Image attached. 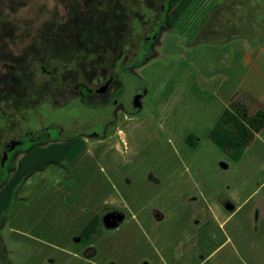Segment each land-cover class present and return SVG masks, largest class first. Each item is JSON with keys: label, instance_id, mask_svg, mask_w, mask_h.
<instances>
[{"label": "rangeland", "instance_id": "374dc122", "mask_svg": "<svg viewBox=\"0 0 264 264\" xmlns=\"http://www.w3.org/2000/svg\"><path fill=\"white\" fill-rule=\"evenodd\" d=\"M170 1L0 0V142L53 122L103 119L49 100L42 68L91 78L120 60L134 64ZM253 42L264 47V0L218 1L194 38L158 25L131 68L148 85L141 112L121 114L105 142L81 139L64 161L67 180L52 169L19 193L0 227V264H162L163 244L171 250L179 234L209 229L204 222L220 206L210 197L229 159L208 133L235 97L251 112L260 106L245 91L250 82L237 88L226 70L239 53L249 61L264 52ZM26 152L8 153L0 190ZM113 210L126 219L107 230L102 217ZM97 218L102 225L82 239Z\"/></svg>", "mask_w": 264, "mask_h": 264}, {"label": "crops", "instance_id": "0c3cea01", "mask_svg": "<svg viewBox=\"0 0 264 264\" xmlns=\"http://www.w3.org/2000/svg\"><path fill=\"white\" fill-rule=\"evenodd\" d=\"M250 45L264 49L255 42ZM242 54L226 70L237 82L235 86L250 82L245 91L259 103L257 110L264 109V52L249 61ZM216 69H211V75ZM226 164L228 168L222 169L224 179L219 180L221 185L210 197L218 196L220 206L216 209L220 215L213 213L205 220L209 229L187 236L179 234V245L173 244L171 250L163 244L161 252L157 251L162 264H264V129L239 163Z\"/></svg>", "mask_w": 264, "mask_h": 264}, {"label": "flooded vegetation", "instance_id": "af4514ba", "mask_svg": "<svg viewBox=\"0 0 264 264\" xmlns=\"http://www.w3.org/2000/svg\"><path fill=\"white\" fill-rule=\"evenodd\" d=\"M163 10L160 21L156 22L155 27L151 30L153 33L145 37L140 51L136 54L137 60L134 64H126L124 60H120L118 67L115 66L113 70H109L108 73L102 76L91 75V78L88 77L89 75L82 73L58 74L54 70L42 68L44 75L49 78L47 92L49 100L57 99L55 103L59 107H70L74 111L82 109L94 112L95 114L104 113L105 116L103 119L92 122L87 121L86 126L82 127L74 124V127L66 128L57 122H53L40 130L24 131L10 141L4 140L0 142V177L3 175V161L7 159L8 153L17 149V147H27L28 152L36 147H50L55 144L65 145L76 142L74 150L81 142V139L88 140L89 138H94L99 142H105L112 138V136H108V133L119 124L121 114H132V112L138 114L141 112L143 107L142 100L147 96L148 85L144 82L143 78L132 72L131 68L133 65L142 62V58L147 52L148 42L157 33V26L163 23L165 28L167 27L168 13L167 11L163 12ZM50 61H52L51 58ZM133 80L135 81L133 90L128 92L130 81ZM141 91H146V95L141 97L140 105L137 107L134 99ZM64 161L59 166H49L47 169L26 178L16 191L15 201L21 191L33 189L35 186L34 182L39 180L38 175L42 172H52V169H55L54 172L59 179L64 178L67 180V170L64 167ZM10 179L4 187L9 183Z\"/></svg>", "mask_w": 264, "mask_h": 264}, {"label": "trees", "instance_id": "16d2710c", "mask_svg": "<svg viewBox=\"0 0 264 264\" xmlns=\"http://www.w3.org/2000/svg\"><path fill=\"white\" fill-rule=\"evenodd\" d=\"M201 1L171 0L167 9V28L194 38L218 2L216 1L198 16ZM263 129L264 109L251 112L247 103L235 97L221 112L214 127L210 129L208 138L228 157L229 161L239 163L256 135ZM195 138L194 135L187 137V144L192 148L197 147ZM75 145L76 142L36 147L21 158L9 183L0 191V226L15 203L16 191L23 181L49 166L61 165ZM101 225L98 218L93 220L85 229L82 239L94 235Z\"/></svg>", "mask_w": 264, "mask_h": 264}, {"label": "water", "instance_id": "95a60500", "mask_svg": "<svg viewBox=\"0 0 264 264\" xmlns=\"http://www.w3.org/2000/svg\"><path fill=\"white\" fill-rule=\"evenodd\" d=\"M144 95H146V91H141L135 97L134 103L137 107L140 105L139 102L141 100V97ZM221 167H222V169L228 168L227 164H222ZM125 219H126L125 213L113 210V211H109L103 215L102 223L107 230H115L122 225V223L125 221Z\"/></svg>", "mask_w": 264, "mask_h": 264}, {"label": "built area", "instance_id": "2783aa9c", "mask_svg": "<svg viewBox=\"0 0 264 264\" xmlns=\"http://www.w3.org/2000/svg\"><path fill=\"white\" fill-rule=\"evenodd\" d=\"M218 0H202L199 10L197 12L198 16L201 15L207 8L214 4Z\"/></svg>", "mask_w": 264, "mask_h": 264}]
</instances>
